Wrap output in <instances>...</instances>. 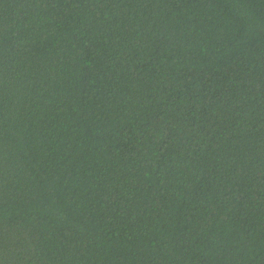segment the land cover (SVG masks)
<instances>
[{"label": "trees", "instance_id": "trees-1", "mask_svg": "<svg viewBox=\"0 0 264 264\" xmlns=\"http://www.w3.org/2000/svg\"><path fill=\"white\" fill-rule=\"evenodd\" d=\"M0 264H264V0H0Z\"/></svg>", "mask_w": 264, "mask_h": 264}]
</instances>
